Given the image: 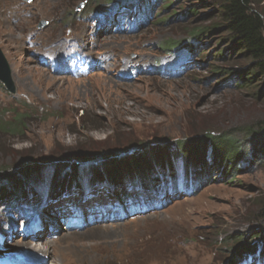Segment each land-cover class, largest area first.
I'll list each match as a JSON object with an SVG mask.
<instances>
[{"label": "rangeland", "instance_id": "374dc122", "mask_svg": "<svg viewBox=\"0 0 264 264\" xmlns=\"http://www.w3.org/2000/svg\"><path fill=\"white\" fill-rule=\"evenodd\" d=\"M117 1L0 0L16 87L0 82V257L49 264L19 254L38 234L69 264H264V144L247 133L264 92L244 88L220 1ZM69 53L92 72L64 74Z\"/></svg>", "mask_w": 264, "mask_h": 264}, {"label": "trees", "instance_id": "16d2710c", "mask_svg": "<svg viewBox=\"0 0 264 264\" xmlns=\"http://www.w3.org/2000/svg\"><path fill=\"white\" fill-rule=\"evenodd\" d=\"M219 4V16L218 25L228 34L229 41L238 47V53L242 61L249 62L250 67L243 74L241 80L245 83L244 88L253 86L255 81H259L258 95H262L264 92V12L253 6L252 0H218ZM117 2H122L118 0ZM218 30V28H213ZM201 33L195 31L193 35L198 37ZM243 88V87H242ZM248 138L250 141L259 140L264 144V119L258 123L257 126L247 130ZM205 143L214 142L215 137L208 135ZM258 142V141H257ZM223 151V155L226 159H231L237 163L240 159L242 148H237V142L231 137H223L220 141H216ZM262 144V145H263ZM263 149H259L262 155H264V145L259 146ZM245 157V156H244ZM108 158V157H107ZM106 158V159H107ZM3 176V175H1ZM8 180L2 179L4 188H15L22 184L20 180L12 179L11 183L7 184ZM7 185V186H6ZM1 188V185H0ZM142 191L146 193H156L152 190L151 186H141ZM22 200V199H21ZM250 250H252L250 248Z\"/></svg>", "mask_w": 264, "mask_h": 264}, {"label": "bare ground", "instance_id": "6f19581e", "mask_svg": "<svg viewBox=\"0 0 264 264\" xmlns=\"http://www.w3.org/2000/svg\"><path fill=\"white\" fill-rule=\"evenodd\" d=\"M102 22V21H101ZM123 96H126V94L123 93ZM127 97V96H126ZM130 97V96H128ZM131 98V97H130ZM125 100H128V98H124V101L123 100H120L122 106L124 109H127V113H133L134 114V109L133 108H129V104L127 102H125ZM138 104H140V102H138ZM120 106V105H119ZM131 107V106H130ZM145 108L147 110H151L153 109L151 106H148V105H145ZM123 109V110H124ZM138 109V108H137ZM144 110V109H143ZM145 111V110H144ZM119 112V111H118ZM141 112V111H140ZM144 113V112H143ZM128 115V114H127ZM126 115V116H127ZM141 117V116H140ZM145 119V117H144ZM119 120L120 122H125L121 117H119ZM151 122V121H150ZM127 124V123H126ZM155 194V193H154ZM37 214V213H36ZM51 220V219H50ZM53 220V219H52ZM52 222V221H51ZM53 223H57L56 220L52 222ZM12 230L9 231V237L13 240L14 237H11V232ZM38 234H34V235H31V238L30 239H35L34 242L35 243H32L31 245H28V244H22V246L24 247H27L28 250H23L22 252H24L23 254L22 253H19L21 254L22 257H33L35 256L34 253L36 254H40L41 256H43V258H45V260L47 259L49 264H69V261H67L66 258H64L63 254H61V250H52V244L51 243H45V242H38L40 240H38ZM26 251V252H25ZM34 252V253H33ZM57 252V253H56ZM24 255H27V256H24ZM35 263V262H34ZM33 263V264H34Z\"/></svg>", "mask_w": 264, "mask_h": 264}, {"label": "water", "instance_id": "95a60500", "mask_svg": "<svg viewBox=\"0 0 264 264\" xmlns=\"http://www.w3.org/2000/svg\"><path fill=\"white\" fill-rule=\"evenodd\" d=\"M46 23H42L41 26H45ZM0 82L6 88V90L11 93H16V87L12 78L11 67L7 62L3 52L0 49Z\"/></svg>", "mask_w": 264, "mask_h": 264}]
</instances>
